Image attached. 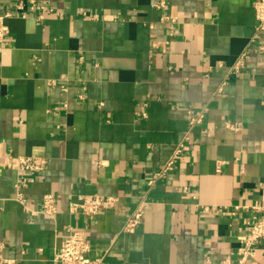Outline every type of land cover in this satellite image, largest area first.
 Returning a JSON list of instances; mask_svg holds the SVG:
<instances>
[{
	"label": "crops",
	"instance_id": "crops-1",
	"mask_svg": "<svg viewBox=\"0 0 264 264\" xmlns=\"http://www.w3.org/2000/svg\"><path fill=\"white\" fill-rule=\"evenodd\" d=\"M35 1L46 10L5 18L0 41L3 257L61 264L70 225L106 264H237L264 205V32L253 0ZM197 110L203 119L188 129ZM179 144L172 169L148 185ZM24 155L46 163L19 189L8 157ZM94 194L118 204L70 213ZM140 203L139 227L121 231ZM247 259L264 264V240Z\"/></svg>",
	"mask_w": 264,
	"mask_h": 264
},
{
	"label": "built area",
	"instance_id": "built-area-1",
	"mask_svg": "<svg viewBox=\"0 0 264 264\" xmlns=\"http://www.w3.org/2000/svg\"><path fill=\"white\" fill-rule=\"evenodd\" d=\"M154 5L157 8H162L165 5L164 0H155ZM253 10L255 17V32L257 34L264 32V0H253ZM0 41L8 33V27L4 23V19L8 17L18 16L25 18L30 12L46 10L41 4H38L35 0H29L27 7L21 6V4L15 3L11 6L0 5ZM51 10V9H50ZM42 18V12L36 16L37 20ZM242 66V58L240 57L233 65V69L238 71ZM188 129H191L195 125L201 123L203 119L202 110L196 112H188ZM173 155L170 157L168 162L164 166L152 173L147 184L152 185L161 178L163 175L172 169L175 158L180 154L184 145L179 144ZM15 159L17 171L19 173V179L17 180V187L20 189L25 187L33 178L27 176L29 173H38L44 169L46 160L39 156L24 155L17 157H8ZM187 192L188 189L185 188ZM21 195L18 193V197ZM21 198V197H20ZM54 197L50 194L44 195L42 211L46 214H52L55 210ZM118 204V198L114 196H101V195H89L81 199L80 201H74L69 203L70 213L80 212L84 215L92 216L104 210H112ZM144 205L143 203L138 204L124 220L121 231L131 232L134 231L141 224L143 217ZM264 240V205L259 208V214L252 217L251 221L248 222L247 231L242 233L240 236L241 246L239 247V259L237 264H245L247 258L252 256L258 243ZM3 244L0 242V264H11L14 261L6 259L2 255ZM89 245L84 238L81 231L74 229L70 225L64 229L62 236L61 245L58 253L55 254L54 259L61 264H106L102 257L92 258L89 256ZM223 264H229L225 261Z\"/></svg>",
	"mask_w": 264,
	"mask_h": 264
}]
</instances>
